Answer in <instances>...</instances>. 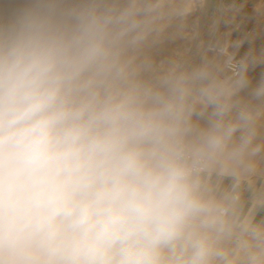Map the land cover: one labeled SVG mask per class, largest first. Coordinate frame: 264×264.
<instances>
[{
  "label": "clouds",
  "instance_id": "obj_1",
  "mask_svg": "<svg viewBox=\"0 0 264 264\" xmlns=\"http://www.w3.org/2000/svg\"><path fill=\"white\" fill-rule=\"evenodd\" d=\"M0 264H264V0H0Z\"/></svg>",
  "mask_w": 264,
  "mask_h": 264
},
{
  "label": "rangeland",
  "instance_id": "obj_2",
  "mask_svg": "<svg viewBox=\"0 0 264 264\" xmlns=\"http://www.w3.org/2000/svg\"><path fill=\"white\" fill-rule=\"evenodd\" d=\"M233 35L235 37L237 35V33H234ZM244 48H247V44H245Z\"/></svg>",
  "mask_w": 264,
  "mask_h": 264
}]
</instances>
